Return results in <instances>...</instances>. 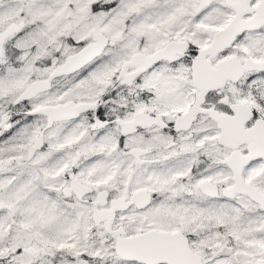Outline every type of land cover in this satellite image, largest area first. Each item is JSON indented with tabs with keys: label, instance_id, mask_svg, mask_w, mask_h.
Segmentation results:
<instances>
[{
	"label": "snow or ice",
	"instance_id": "6c2138e0",
	"mask_svg": "<svg viewBox=\"0 0 264 264\" xmlns=\"http://www.w3.org/2000/svg\"><path fill=\"white\" fill-rule=\"evenodd\" d=\"M0 264H264V0H0Z\"/></svg>",
	"mask_w": 264,
	"mask_h": 264
}]
</instances>
